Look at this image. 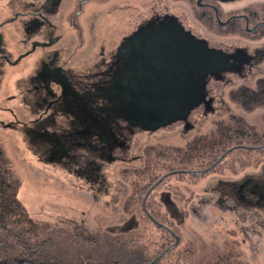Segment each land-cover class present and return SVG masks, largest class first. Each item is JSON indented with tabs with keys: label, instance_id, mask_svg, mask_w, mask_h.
<instances>
[{
	"label": "rangeland",
	"instance_id": "374dc122",
	"mask_svg": "<svg viewBox=\"0 0 264 264\" xmlns=\"http://www.w3.org/2000/svg\"><path fill=\"white\" fill-rule=\"evenodd\" d=\"M10 1L0 0V22L11 16ZM247 1L262 0L240 3ZM173 5V0L98 2L92 7L97 10L93 28H89L88 18L91 5L85 6L80 16L86 40L82 57L93 49L91 36H101L106 24L116 21L120 14L127 21L123 24L127 33L148 17L151 9L163 11ZM194 27L209 44L224 49L264 43V33L249 36L223 29L208 32L195 24ZM0 34L10 58H15L23 50L18 42L20 36L13 32L11 24L1 27ZM66 38L72 40L68 32ZM111 43H116V38L109 47ZM31 67V61L23 60L16 66L3 63L0 79V148L19 182L17 199L40 228V237L25 233L29 243L43 239L36 245L41 246L43 254H51L55 264H264V231L244 232L246 221L242 217L221 211L214 203L216 193L211 188L217 179H231L232 154H225L214 169L199 176L171 173L175 169L207 167L214 158L223 155V151H217L206 156L200 166L196 161L189 166L181 156L188 142L229 124L230 112H240L239 106L231 103L229 85L209 82L207 89L214 98L215 112L206 116H201L200 109L192 112L189 118L194 124L192 130L184 132L181 123H175L154 132L137 131L129 139L125 159L98 161L101 167L96 176L79 168L71 172L69 169L76 164L67 159H64L67 168L45 160L23 132L21 124L31 126L29 120L36 116L23 106L24 81ZM263 75L264 65L247 83L253 85ZM227 76L239 81L231 74ZM252 112H264V106ZM248 121L253 122V118ZM10 123L15 127H8ZM119 153L115 149L113 155ZM165 228L174 233L173 237ZM21 243H15L17 250L21 249Z\"/></svg>",
	"mask_w": 264,
	"mask_h": 264
},
{
	"label": "flooded vegetation",
	"instance_id": "af4514ba",
	"mask_svg": "<svg viewBox=\"0 0 264 264\" xmlns=\"http://www.w3.org/2000/svg\"><path fill=\"white\" fill-rule=\"evenodd\" d=\"M103 1L106 0H11V16L0 22V28L12 25L13 32L20 36L18 42L23 48L15 58H10L11 54L8 53L9 57L4 58V63L16 66L23 60L31 61V71L24 81L26 87L23 106L36 116L29 120L31 126L21 122V127L36 145L37 153L47 161L66 168L64 159L76 165L81 162L82 165H75L69 170L76 172L79 168V171L97 176L96 172L101 167L98 161L125 159L129 139L135 132H154L175 123H181L182 130L186 132L194 127L193 122L189 121L192 112L200 109L201 116L214 113V98L208 94L207 89L209 82L229 85L231 91L239 87L252 89L261 78L257 77L253 85L247 83L248 78L264 65V43L252 47L220 48L209 44L197 32L194 24L203 26L208 32L211 30L218 33V29H223L238 35L259 36L264 33L263 0L251 3L247 1L244 4L240 3L242 0H173L174 5L169 9H151L149 16L138 21L127 33L123 31V24L127 21L120 14L116 21L106 24L101 36H91L93 49L89 55L82 57L86 40L80 16L84 13L85 6L90 4L92 10L88 16V24L89 28H93L96 19L94 13L97 11L92 8L93 4ZM229 4L230 7H224ZM134 11H137L136 8ZM62 27H66L64 31ZM143 28H149L154 33L164 29L170 36L176 35L181 43L175 38L177 48L183 47V36L189 34L195 40L203 42L208 49L218 50L225 55L224 62L220 64L221 69L204 76L202 96L184 118L151 130L136 124L138 118L151 119L156 113L153 108L152 112L140 115L141 105L138 102L141 101V88H148V91H143L148 93L143 98L149 104H154L157 99L152 91L154 80L166 78L171 71L169 68L153 69V66L150 67L153 55L147 59L141 56V51L146 50L143 49L144 41L156 36L154 33L150 34L151 37L144 33L138 34ZM67 32L72 40L66 38ZM114 38L116 43H111L109 47ZM173 46L171 43V47L164 45V48H160L166 52L163 55L166 63L172 60L167 55L169 49L176 50ZM227 74L235 76L239 81L235 82ZM163 83L162 88L169 97H175L176 93L180 94V98L188 95L185 89L188 83L184 80ZM191 84L197 86L196 83ZM115 87L116 95L110 96ZM125 87L132 97L124 99ZM231 103L238 108L237 102ZM239 108V113L229 114V146L226 149L215 148L216 152L223 151L222 156L214 158L207 167L181 168L171 173L199 176L214 169L225 154H232L231 179H217L211 188L216 193L214 203L221 211L242 217L246 221L244 232H261L264 231V112L254 113L252 110ZM8 110L15 117L12 110ZM254 114L256 115L252 117ZM249 118H253V122L250 123ZM15 122L18 124L19 120L15 119ZM9 126L15 127L12 123ZM115 149H119L120 155H113ZM75 151L80 153L71 154ZM76 157L78 160H75ZM196 162H200L196 164L200 166L204 159L200 158ZM145 213L148 214L146 210ZM151 220L160 225L153 218ZM165 230L173 237L174 233L169 228Z\"/></svg>",
	"mask_w": 264,
	"mask_h": 264
},
{
	"label": "trees",
	"instance_id": "16d2710c",
	"mask_svg": "<svg viewBox=\"0 0 264 264\" xmlns=\"http://www.w3.org/2000/svg\"><path fill=\"white\" fill-rule=\"evenodd\" d=\"M5 57L8 58L9 54L0 34V79L3 74L2 65ZM229 98L245 110L264 106V76L256 81L252 89L239 87L231 90ZM219 125L220 123H218ZM230 132L231 125L229 123L188 142L182 151L183 160L190 166L200 158L213 156L216 152L215 148L224 149L229 146ZM18 186L19 182L13 175V171L0 148V264H55L52 261V255L46 252L43 254L41 246L36 245L38 241L43 239L39 238L40 240L29 243L28 238L25 237V233L28 232L39 236L40 228L38 223L28 216L17 199ZM20 242H22L21 249L17 250L15 243ZM33 246H36V249Z\"/></svg>",
	"mask_w": 264,
	"mask_h": 264
},
{
	"label": "water",
	"instance_id": "95a60500",
	"mask_svg": "<svg viewBox=\"0 0 264 264\" xmlns=\"http://www.w3.org/2000/svg\"><path fill=\"white\" fill-rule=\"evenodd\" d=\"M219 2H232L235 0H217ZM144 33L148 37L150 34L154 33L149 28H143L138 31V34ZM156 36L153 39H147L144 41L145 46L141 51V56L144 58H149L153 55V61L150 63L153 69H166L169 68L171 72L167 73L166 78H156L152 84V91L155 92L157 99L154 104H149L145 101L143 96H147L148 93H143V91H148V88H141L142 93L140 94L139 105H141L140 115L144 116L145 112L149 113L155 108V116L153 118H138L136 124L145 129H154L159 126L168 124L176 119L184 118L197 102L200 100L203 92L204 86V76L208 73H212L218 68L221 69L220 64L223 63L225 55L221 54L220 51L214 49H208L203 42L195 40L189 34L183 36L184 45L183 47H176L175 38L179 44V38L176 35L170 36L169 32L164 29L156 30L154 33ZM152 34V35H154ZM143 35V34H142ZM171 43L174 45V51L169 48L168 57L172 60L169 63L164 61L163 55L166 52L160 48H164V45L171 47ZM148 49V50H147ZM17 61V59L15 60ZM14 61V62H15ZM155 65V66H154ZM143 70V67H141ZM149 67H147L148 70ZM149 72V71H148ZM152 72V71H151ZM141 73V71H140ZM184 80L188 83L186 86V91L188 95L176 93L175 97H169V94L163 89V82L166 81H176ZM191 82L196 83L197 86H193ZM117 87L113 88L110 96L116 95ZM175 93V91H174ZM124 99L132 97V94L128 91L127 87L124 89ZM128 104L127 102L125 103ZM149 105L153 106L150 107ZM149 108H152L151 110ZM138 117V116H137ZM177 242V237H175Z\"/></svg>",
	"mask_w": 264,
	"mask_h": 264
}]
</instances>
